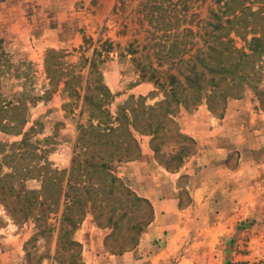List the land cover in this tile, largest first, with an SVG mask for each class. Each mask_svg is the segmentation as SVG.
<instances>
[{
	"label": "rangeland",
	"instance_id": "1",
	"mask_svg": "<svg viewBox=\"0 0 264 264\" xmlns=\"http://www.w3.org/2000/svg\"><path fill=\"white\" fill-rule=\"evenodd\" d=\"M142 2L0 0V228L11 224L26 264H85L88 239L111 256L137 246L152 208L121 175L122 164L138 154L118 162L127 133L139 149L149 138L156 159L175 171L194 147L180 133L182 115L205 105L228 118L230 103L244 98L264 115V0L167 1L163 7L172 11L159 22L146 16ZM228 38L238 50L235 70ZM197 55L213 67L198 65ZM218 60L230 73L218 72ZM194 65L206 81L223 75L228 96L221 87L199 101L184 90ZM169 76L179 83L175 97ZM24 133L27 144L20 146ZM244 162L253 165L241 179L226 176L229 189L238 187L227 192L219 243L211 250L193 246L189 235L176 253L205 250L214 261L184 264H264V149ZM21 187L35 191L31 205L9 193Z\"/></svg>",
	"mask_w": 264,
	"mask_h": 264
},
{
	"label": "crops",
	"instance_id": "2",
	"mask_svg": "<svg viewBox=\"0 0 264 264\" xmlns=\"http://www.w3.org/2000/svg\"><path fill=\"white\" fill-rule=\"evenodd\" d=\"M259 112H254L250 99L244 98L230 103L228 118L213 114L205 105L179 117L180 133L194 147L175 171L168 170L156 159L150 139H146L140 145L139 156L120 168L130 188L150 204L152 219L140 234L137 246L120 256L103 254L101 249L95 251L88 239L85 264L213 262V257L208 256L210 253L202 252L205 250L191 256L176 253L190 243L189 235L195 241L193 246L211 250L225 234L227 192L235 193L238 187L235 183L229 189L225 185L226 176L241 179L244 170L253 165L244 159L263 154L264 115ZM252 136L256 141L250 148L245 143ZM181 179H185L183 183ZM181 192L186 195L183 205ZM230 197L233 198L231 194ZM11 228V224L0 228V264H26L23 255L17 253L18 236ZM105 236L100 239L101 247Z\"/></svg>",
	"mask_w": 264,
	"mask_h": 264
},
{
	"label": "trees",
	"instance_id": "3",
	"mask_svg": "<svg viewBox=\"0 0 264 264\" xmlns=\"http://www.w3.org/2000/svg\"><path fill=\"white\" fill-rule=\"evenodd\" d=\"M125 1L126 0H118V4H119L118 7L123 6L125 4ZM144 1H145V3L144 2H142V3H144L143 4V9L144 10L146 9V16H150L151 19H153L156 22H159V19H161L165 15H169L171 13V11H172L171 9L169 10V7L166 8V9L163 7L164 2H167L168 1L169 3H171L172 0H144ZM118 7H116V9H118ZM218 38H219V36H217V39ZM251 41L256 42L257 39L252 38ZM226 44L227 45L228 44L230 45V54H229V56L230 57H232V56L234 57L236 55V53H238V50L233 45V40L230 39V38H228L226 40ZM94 53H95V51H94ZM235 58H236V56L234 57V59ZM196 60H197V64L200 65V66H202V67H208L209 69H211L213 67L212 64H209V63L206 62V60H204L202 58H199L198 55L196 56ZM235 61H237V60L235 59ZM215 62L217 63L215 67H217V70H218L219 73H221V74L222 73L223 74L224 73H230L229 72L230 68L225 69V67H222V64L219 62V60L218 61H215ZM94 66L95 65H94L93 59H92L91 62H90V68L93 70ZM237 66H238V61L232 63L231 64V70H235ZM196 67L197 66L194 65L192 67V69L190 70L189 75H187L185 77V80L187 82V86L188 87H187V89H184L186 91H191L192 92V95L194 96V99H199V101L201 100V98L207 99V97H209L210 94L213 93V90L218 89V88H221V87L223 88L222 89V91L224 92L223 94H225V95L228 94V92L230 91V87L228 85H226L225 83H222L224 81V76L223 75H221L217 79L215 77H210L208 79V81H206L204 72L201 71L199 73L196 70ZM209 71L212 74H216L215 71H214V68L212 70H209ZM169 77H170V83L173 86L172 89H171V91H170V93H171V96L172 97H175L176 96V89H173V88L179 87V83H178V81H177V79H176L175 76H169ZM64 85L66 86L67 85V82H64ZM88 99H89V97L85 94L83 96V100L84 101H87ZM177 101H179V100L177 99ZM183 101L185 102V99H183ZM184 104H185L184 105V108H185L186 103H184ZM108 131L111 132L113 130L112 129H108ZM26 137H27V133H24L23 134V138L20 141V143H18V145L21 146V145L27 144V138ZM187 139H189V138H187ZM118 145H119V149H118V151L115 152L116 158H118V162L121 161L122 158H125V159L126 158H130V155L132 153H134L136 150L138 152L136 158L140 154V149L138 147L137 141H136V139L133 137V135L130 132L125 135V138L121 142H119ZM86 162L87 161H85V163ZM88 164H90L89 165L90 167H93L94 166L93 163H92V161H89ZM101 167L104 168V165H101ZM43 168L44 167H42V166L39 167V169L41 171V174H42L41 175L42 176L41 177L42 178L41 183L44 182V180H43L44 179V177H43L44 176L43 175L44 172L42 171ZM108 176H109L110 182L112 184H115V183L118 182V179L116 177H114L113 175H108ZM25 177L28 180V177L27 176H25ZM68 183H69V179L66 182V188H67V190L70 188ZM83 189H87V188L84 187ZM12 192L16 193V195L14 196L15 199H17V200L23 199L25 201V203H27L28 205H31L32 202H30V195L34 194L35 191L28 190V189H26L24 187H21L19 189H17V188L16 189L15 188L14 189L11 188V191L9 193H12ZM60 192H62L61 191V188H59V193H58L59 196H60ZM2 195H4V194H2ZM63 197H64L65 200L68 197V194H67L66 191L63 193ZM35 199L32 198V200H35ZM136 199L137 200H142L139 197H136ZM35 202H36V200H35ZM37 204L39 206H43L45 204V200L42 198ZM27 207H25L22 210L23 216L29 214V210L27 209Z\"/></svg>",
	"mask_w": 264,
	"mask_h": 264
}]
</instances>
